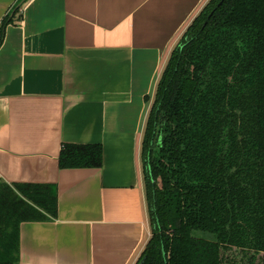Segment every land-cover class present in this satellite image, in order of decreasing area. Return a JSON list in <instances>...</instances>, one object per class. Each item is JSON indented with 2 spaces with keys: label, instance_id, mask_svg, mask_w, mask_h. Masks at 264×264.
Returning <instances> with one entry per match:
<instances>
[{
  "label": "crops",
  "instance_id": "obj_1",
  "mask_svg": "<svg viewBox=\"0 0 264 264\" xmlns=\"http://www.w3.org/2000/svg\"><path fill=\"white\" fill-rule=\"evenodd\" d=\"M207 1L0 0V181L56 191L54 218L20 224L17 264H136L149 106ZM66 144L101 145V167L60 168Z\"/></svg>",
  "mask_w": 264,
  "mask_h": 264
},
{
  "label": "trees",
  "instance_id": "obj_2",
  "mask_svg": "<svg viewBox=\"0 0 264 264\" xmlns=\"http://www.w3.org/2000/svg\"><path fill=\"white\" fill-rule=\"evenodd\" d=\"M140 161L150 235L136 264H237L231 249L264 264V0H208L192 19L156 84ZM101 165L99 144L60 151L62 169ZM55 216V187L0 181V264L18 263L21 223Z\"/></svg>",
  "mask_w": 264,
  "mask_h": 264
},
{
  "label": "rangeland",
  "instance_id": "obj_3",
  "mask_svg": "<svg viewBox=\"0 0 264 264\" xmlns=\"http://www.w3.org/2000/svg\"><path fill=\"white\" fill-rule=\"evenodd\" d=\"M225 257L231 261L235 262L237 264H247L248 258L250 257V253H243L236 249L228 250L224 253ZM261 255H258L256 258L255 264H259V259Z\"/></svg>",
  "mask_w": 264,
  "mask_h": 264
},
{
  "label": "built area",
  "instance_id": "obj_4",
  "mask_svg": "<svg viewBox=\"0 0 264 264\" xmlns=\"http://www.w3.org/2000/svg\"><path fill=\"white\" fill-rule=\"evenodd\" d=\"M0 40H1V34H0ZM139 257V256H138ZM138 259V258H137ZM137 261V260H136Z\"/></svg>",
  "mask_w": 264,
  "mask_h": 264
},
{
  "label": "water",
  "instance_id": "obj_5",
  "mask_svg": "<svg viewBox=\"0 0 264 264\" xmlns=\"http://www.w3.org/2000/svg\"><path fill=\"white\" fill-rule=\"evenodd\" d=\"M142 262H140V264H141Z\"/></svg>",
  "mask_w": 264,
  "mask_h": 264
}]
</instances>
